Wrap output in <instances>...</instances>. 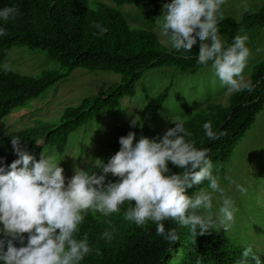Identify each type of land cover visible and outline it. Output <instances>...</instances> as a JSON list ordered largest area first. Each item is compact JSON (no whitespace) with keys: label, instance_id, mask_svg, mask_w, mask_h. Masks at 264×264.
Listing matches in <instances>:
<instances>
[{"label":"clouds","instance_id":"9594fccd","mask_svg":"<svg viewBox=\"0 0 264 264\" xmlns=\"http://www.w3.org/2000/svg\"><path fill=\"white\" fill-rule=\"evenodd\" d=\"M224 3L225 0L162 2L154 24L170 51L188 55L198 39L195 61L203 66L210 63L214 82L218 80L221 87L230 92L250 91L251 83H245L242 76L250 53L247 34L234 36L230 44L219 35L217 25L223 19ZM89 4L95 8L94 0H89ZM243 6L247 10V5ZM18 14L15 5L0 7V23L14 21ZM93 27L97 29L93 35L103 37L108 32L99 22ZM6 35L5 27L0 26V37ZM0 70L7 72L9 67L0 65ZM129 123L133 128L142 127L139 116ZM171 123L174 126L162 136L140 135L137 139L133 131L120 136L119 149L106 163L95 160L92 171L87 169L90 166L82 138L76 143L78 134L71 139L70 148L65 146L58 152L48 148L43 138L36 140L33 152H28L20 147L19 138L12 137V150L18 158L5 167L4 158L0 157V264H81L92 250L87 234L77 235L85 216L98 212L108 217L120 212L125 202H129L123 213L126 221L137 227L153 222L156 234L172 243L179 236L175 228L166 231L164 221L187 227L194 238L213 229L227 231L237 209L220 186L218 176L213 174L209 149L195 146L183 119ZM4 126L0 124V136L21 131L2 134ZM202 128L209 140L226 135L222 130L214 131L211 121H206ZM40 140L42 144L38 146ZM47 149L55 162L37 156V151ZM75 159L79 165H72ZM169 163L179 171L172 172ZM108 174L116 180L108 179ZM205 181L207 188L199 187L191 195L186 193V189ZM236 188L241 194L247 191L241 184ZM214 201L218 207L214 208ZM114 231L105 230L100 238L110 241ZM262 257L249 245L235 264H264ZM196 264H201L199 258Z\"/></svg>","mask_w":264,"mask_h":264},{"label":"trees","instance_id":"16d2710c","mask_svg":"<svg viewBox=\"0 0 264 264\" xmlns=\"http://www.w3.org/2000/svg\"><path fill=\"white\" fill-rule=\"evenodd\" d=\"M143 1L159 5L170 2L111 0L116 5ZM94 3L93 9L89 0H0V7L15 5L19 9L14 21L0 23L7 32L6 36L0 37V62L11 48L27 47L33 52L45 54L53 63L52 67L44 69L38 76L0 70V117L11 107L38 97L53 84L66 79L74 69L86 72L110 71L121 76L117 85L85 98L79 106L65 108L56 123L39 120L32 127L0 136V157L4 158L5 167L18 158L12 150V137L19 138L20 147L28 152L36 149L34 144L40 138H43L48 148L57 152L63 150L70 134L90 125L92 119L105 109L114 112L121 99L134 96L135 83L145 70L173 67L182 74H195L205 67L195 61L199 52L198 39L188 55L170 51L160 45L152 31L131 28L115 7L102 0H94ZM95 22L108 28L103 37L93 35L97 31L93 27ZM263 24L264 3L256 12L246 11L240 21L223 17L217 27L221 38L226 44H230L233 37L241 35L244 29ZM248 82L252 85L251 90L242 89L232 93L229 105L208 103L205 108L195 111L184 120L185 128L191 132L190 139L195 146L209 149L208 157L213 163V174L215 166L223 170L230 159L234 139L250 127L264 105V59L253 66ZM169 87L148 102L150 116L156 115L161 108ZM206 121H211L214 131L222 130L226 135L217 140L206 138L202 128ZM129 131L136 133L137 139L140 135L149 138L155 136L151 130L122 127L106 138L103 157L99 160L106 163L119 149L118 138ZM95 166L88 170H95ZM168 166L172 172L179 171L171 163ZM108 179L116 180L111 174H108ZM206 185V181L202 185H194L193 188L186 189V193L191 195L199 187ZM128 206L129 202H125L120 206V212L108 217L98 212H89L85 216L77 235L79 237L86 233L92 250L81 264H196L198 258L201 264H235L246 247L227 240L215 231L194 238L187 227L170 220L164 221L165 230L175 228L179 239L169 242L156 234L153 222L137 227L126 221L123 213ZM112 229L115 231L110 241L100 238L102 232ZM261 260L264 262V257Z\"/></svg>","mask_w":264,"mask_h":264},{"label":"rangeland","instance_id":"374dc122","mask_svg":"<svg viewBox=\"0 0 264 264\" xmlns=\"http://www.w3.org/2000/svg\"><path fill=\"white\" fill-rule=\"evenodd\" d=\"M102 1L119 10L131 28L147 29L155 33L160 45L169 50L154 24L160 15L161 5L149 1L123 5H116L111 0ZM263 3L264 0H225L221 13L223 17L240 21L246 11L256 12ZM244 4L247 5V10L244 9ZM242 34H247L246 46L250 50L242 73L243 80L247 83L253 66L264 59V24L244 29ZM4 64L8 65L9 70L24 76H38L41 71L53 66L45 54L33 52L27 47L11 48L0 63ZM120 81L121 76L118 73L74 69L66 79L53 84L35 99L25 100L21 105L10 108L0 121L2 126L5 125L2 134L32 127L39 120L56 123L65 108L79 106L85 98L98 95ZM168 86V95L161 108L156 115L150 116L148 102ZM232 93L234 92L221 87L218 80L214 82L210 65L195 74H182L173 67L148 69L135 83L134 96L121 99L114 112L105 109L92 119L89 126L70 134L66 146L70 148L71 139L78 134L76 143L82 138L84 155L90 166L87 169H92L97 163L95 160L103 157L102 146L106 138L118 129L130 126L129 122L134 116H139L142 121V127L137 128L151 130L155 136H162L169 126L174 125L171 121L185 120L195 111L205 108L208 103L229 105ZM41 142L40 140L37 145L41 146ZM41 155L50 162H55L48 149L37 151V156ZM75 164H80L78 159L73 161L72 165ZM214 168L220 186L233 199L237 211L227 231L223 228L213 231L237 244L246 247L251 245L254 252L264 256V105L250 127L234 139L230 159L223 166V170L216 166ZM237 184L247 189L245 194L237 190ZM203 188H207V185ZM215 207L218 204L214 201Z\"/></svg>","mask_w":264,"mask_h":264}]
</instances>
